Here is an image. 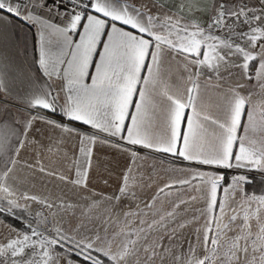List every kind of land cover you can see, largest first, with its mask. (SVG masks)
<instances>
[{"label": "snow or ice", "instance_id": "6c2138e0", "mask_svg": "<svg viewBox=\"0 0 264 264\" xmlns=\"http://www.w3.org/2000/svg\"><path fill=\"white\" fill-rule=\"evenodd\" d=\"M0 18L34 28L38 70L59 81L26 118L11 97L0 110V216L22 225L0 235V264H264V193L248 192L264 174V0H0ZM130 146L195 167L144 199L155 181ZM101 148L127 159L111 192ZM23 169L72 195L22 190Z\"/></svg>", "mask_w": 264, "mask_h": 264}, {"label": "crops", "instance_id": "0c3cea01", "mask_svg": "<svg viewBox=\"0 0 264 264\" xmlns=\"http://www.w3.org/2000/svg\"><path fill=\"white\" fill-rule=\"evenodd\" d=\"M29 23H25L15 18H0V76H3L8 92H0V110H3L5 105L4 100L13 99L11 106H8V112L12 116L24 117L29 115L26 98L35 90L44 89L49 87L56 89L59 87V81H49L43 77L38 70L36 64L37 51L35 46V30ZM215 81H213L214 83ZM209 96L215 99V94L209 92ZM254 100L259 97H253ZM46 115L52 119L69 125L72 128L79 129L80 131H91L90 128L81 125L76 121H69L57 111L46 112ZM37 128L42 130L43 135L35 133L38 138L44 139L47 142L49 135H58L52 129L47 128L42 124H37ZM115 140V138H112ZM67 147L69 150L73 147V141L67 140ZM123 143V141H120ZM134 151H137L142 158L138 161L141 165V172L145 174L147 180L148 175L152 176L155 183L151 188L145 189L141 194L142 198L147 199L155 195L156 187L162 186L170 178L187 175L194 165L190 166L188 162L177 160L169 154L155 152L150 149L140 148L139 146H130ZM97 160L102 168L107 167L110 169L112 175L111 184L105 188V191L111 192L118 183V175L127 165L126 157L112 148H101L96 152ZM33 152L31 149L21 153V160L28 159L32 161ZM57 161L51 157H45L44 165L46 167L56 165ZM183 168V172L173 173L171 169ZM66 170V168H65ZM21 177H29V180L21 185L23 189H29L33 193L46 195V196H60L62 194L71 196L72 193L68 187L62 185L58 180H53L48 177H43L40 173L33 174L28 169L20 171ZM107 175V174H105ZM93 184L97 187L103 188L102 182L93 179ZM70 187V186H69ZM173 195L172 199H175ZM159 203L157 207H159Z\"/></svg>", "mask_w": 264, "mask_h": 264}, {"label": "rangeland", "instance_id": "374dc122", "mask_svg": "<svg viewBox=\"0 0 264 264\" xmlns=\"http://www.w3.org/2000/svg\"><path fill=\"white\" fill-rule=\"evenodd\" d=\"M234 171L235 170H231L230 177H231V175L233 174ZM250 175L251 176L256 175L258 177H261V178H263V181L262 182H257V183H252L251 187H249V185H248V192L250 194L253 193V192H255L256 194L264 193V174L259 173V172H253ZM33 207L34 208H38L39 205H34ZM0 221H4V224L2 226H0V235H6L7 234V231H8L7 225H12V224H9L7 222V220L3 216H0ZM16 226L17 227H20V225H16ZM185 234H187V230H186V233Z\"/></svg>", "mask_w": 264, "mask_h": 264}, {"label": "trees", "instance_id": "16d2710c", "mask_svg": "<svg viewBox=\"0 0 264 264\" xmlns=\"http://www.w3.org/2000/svg\"><path fill=\"white\" fill-rule=\"evenodd\" d=\"M30 28L32 29V27H30ZM32 32H33V29H32ZM221 171H223L227 177H230L231 170L221 169ZM252 178H253L252 179V183H257V182H262L263 181V178L258 177L256 175L252 176ZM252 183L249 185V187H251ZM6 220H7V222L9 224L22 226L18 219H14L12 217H7Z\"/></svg>", "mask_w": 264, "mask_h": 264}]
</instances>
